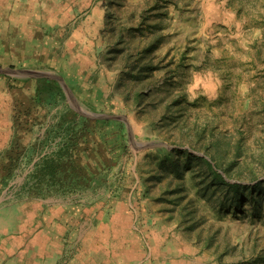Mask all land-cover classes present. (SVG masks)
I'll return each mask as SVG.
<instances>
[{"label":"rangeland","instance_id":"obj_1","mask_svg":"<svg viewBox=\"0 0 264 264\" xmlns=\"http://www.w3.org/2000/svg\"><path fill=\"white\" fill-rule=\"evenodd\" d=\"M16 1L31 13L2 25L17 56L3 65L61 74L83 108L127 116L134 138L123 120L80 114L59 81L63 94L40 104L36 78L0 74L2 149L17 115L29 127L18 133L29 152L12 175L0 159V255L29 264H264V183L236 188L213 172L264 180V0ZM55 15L63 21L49 22ZM72 110L92 130L81 168L64 172V185L50 177L37 185L35 162L58 149L57 127Z\"/></svg>","mask_w":264,"mask_h":264},{"label":"trees","instance_id":"obj_2","mask_svg":"<svg viewBox=\"0 0 264 264\" xmlns=\"http://www.w3.org/2000/svg\"><path fill=\"white\" fill-rule=\"evenodd\" d=\"M14 66V65H13ZM9 77V79L13 80H19V81H25L29 80V78H17L12 77L9 75H5ZM36 89L34 94V100L36 103L43 104L47 101H49L54 96H58L60 94H63L62 86L59 84L57 80H52L48 78H36ZM179 102V101H178ZM30 110H26L24 112L25 115L30 114ZM72 112V119H67L65 122L59 123V129L58 136H61V139L58 141V149L54 151V153L46 152L40 156V158L35 162L36 168L32 171L31 175L34 176V179L37 183V185L42 184V182H45L48 177H50V182L53 183H63L65 184V181L62 180V174L66 172V174L71 177L75 176V169H80L81 166L80 160L83 156L82 154V145L87 144L89 142V137L92 135L91 126L88 124L85 125L83 119H78L75 117L76 112L73 110ZM17 117V118H16ZM14 119L13 123V131H14V137L12 139V142L10 146L2 151L0 154V159H3L5 161L4 167L8 170L6 174L12 175L13 171L15 170V166L21 161V159L26 156V153L29 152L28 147L29 143L23 144L22 140L18 136V133L20 132L23 126L24 122L22 121V115H17ZM88 120V119H86ZM30 119H27V123H30ZM25 128H28L26 126ZM42 145L41 142L38 140L36 143H34V149H39ZM71 170V172H67L66 170ZM74 170V172H73ZM214 175L215 179H219L226 184H229L231 186H234L236 188L239 187H247V188H256L260 187L262 183H264V180L258 181L254 184H245L242 182H231L226 178V176L223 175L218 169H214ZM231 176V175H230ZM71 183H75V179L72 178ZM66 186V185H65ZM252 198H255V195L252 194ZM249 200V197H246L245 201L247 202ZM255 204H260V199H254Z\"/></svg>","mask_w":264,"mask_h":264},{"label":"crops","instance_id":"obj_3","mask_svg":"<svg viewBox=\"0 0 264 264\" xmlns=\"http://www.w3.org/2000/svg\"><path fill=\"white\" fill-rule=\"evenodd\" d=\"M14 1H15V4H14ZM20 7V5H19V2H17L16 0H0V65H3V63H4V61H2V58L3 57H5V58H10V56L11 57H13L14 59L15 58H17V56H16V54H15V52H14V54H11L10 55V50L9 49H11V48H13V41H12V43L10 42L11 40V37H9L7 34H2V32H3V24H4V26L6 27V26H8L9 24H13V25H17V18L18 17H22V14H23V12L25 13V12H27L28 11V13H31L30 12V9H25V11H24V8L22 7V9L21 8H19ZM98 14V13H97ZM48 15V14H47ZM96 14H93L91 17L89 16V18H91V21L93 20V17L95 16ZM23 16H25V15H23ZM7 17V19H9V23H3V19H5ZM52 18H50V20L48 19V17H46L48 20H49V22H51V21H55V22H62L63 21V19H57V17H56V15L55 16H51ZM6 22H7V20H6ZM47 23H48V21H47ZM5 31H6V33L8 32L7 31V29H5ZM14 34V33H13ZM62 34V33H61ZM61 34H58V35H56L55 37L58 39V38H60L61 37ZM36 37V36H35ZM27 36H26V34H22V31H20V30H16V33H15V40L16 41H18V40H21L22 39V42H24V43H28V41H27ZM34 40V39H33ZM37 40V39H36ZM54 40V39H53ZM70 41H68V46H69V48L70 47H74L75 46V44H77L78 42H79V35H78V33H76V32H74L73 34H72V37H70V39H69ZM30 44H32V42H30ZM40 45H38V47H39ZM45 52H47V51H45ZM70 53H76V54H78V55H80L81 54V52H82V50L81 49H78L77 50V52L75 51V50H70L69 51ZM11 59H9V60H7V62H9L10 64L8 65V66H13V67H17L15 64H14V62H11V61H13V60H11ZM22 62V61H21ZM4 66V65H3ZM7 75V74H6ZM1 128V127H0ZM2 143H1V139H0V154L2 153V151L4 150V149H2V145H1ZM44 154V153H43ZM122 204L123 203V201H119L118 200V203L117 204ZM126 204L127 205H129L130 203L129 202H126ZM60 239V238H59ZM62 247H64V244H62ZM17 255V254H16ZM4 256V257H3ZM15 259H17V258H15ZM77 262L75 261L74 262V264H76ZM0 264H29V262H23V263H20V261L19 260H17V261H14V259H9V258H5V255H0ZM41 264H47V261L44 259V260H42L41 261ZM78 264V263H77Z\"/></svg>","mask_w":264,"mask_h":264},{"label":"water","instance_id":"obj_4","mask_svg":"<svg viewBox=\"0 0 264 264\" xmlns=\"http://www.w3.org/2000/svg\"><path fill=\"white\" fill-rule=\"evenodd\" d=\"M0 74H7L13 77L18 78H48L57 80L61 83V85L64 87L67 95L70 98L71 104L80 114L91 117V118H106V119H117V120H123L127 123L132 138L133 131L132 126L130 124L129 118L125 115H119V114H113V113H99L94 111H89L85 108H83L80 103L77 100V97L75 96V93L72 89V87L69 85V83L66 81V79L61 75L53 71L49 70H39V69H32V68H20V67H13V66H3L0 65ZM155 145V143H142L139 146L140 147H147Z\"/></svg>","mask_w":264,"mask_h":264}]
</instances>
